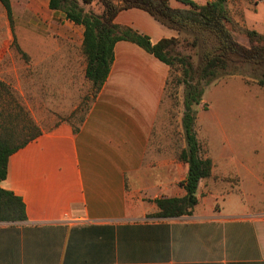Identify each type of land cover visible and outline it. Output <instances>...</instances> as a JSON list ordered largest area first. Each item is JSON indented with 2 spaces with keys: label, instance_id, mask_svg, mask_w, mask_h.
Wrapping results in <instances>:
<instances>
[{
  "label": "crops",
  "instance_id": "obj_1",
  "mask_svg": "<svg viewBox=\"0 0 264 264\" xmlns=\"http://www.w3.org/2000/svg\"><path fill=\"white\" fill-rule=\"evenodd\" d=\"M49 3L11 0L14 37L16 26L40 46L63 42L66 74L80 61L87 79L84 26ZM226 9L232 24L264 34V1L227 0ZM0 15L11 27L1 2ZM114 22L152 43L179 36L140 8ZM170 72L140 45L118 41L84 121L42 129L10 156L2 186L22 198L27 218L0 221V264H264V85L253 77L217 79L208 110L197 112V138L213 168L192 214L147 218L159 212L157 198L186 195L185 162L147 161ZM205 113L208 130L198 128Z\"/></svg>",
  "mask_w": 264,
  "mask_h": 264
},
{
  "label": "trees",
  "instance_id": "obj_2",
  "mask_svg": "<svg viewBox=\"0 0 264 264\" xmlns=\"http://www.w3.org/2000/svg\"><path fill=\"white\" fill-rule=\"evenodd\" d=\"M101 13L85 12L77 0H50V8L61 9L66 18L84 26L83 54L87 66L85 77L92 85V101L105 83L114 60V46L118 41L134 42L171 68H182V74L167 80L169 85L184 86V112L182 126L186 146L179 153V159L188 166L186 179L180 183L186 190L183 197H162L155 200L159 207L158 216L178 217L192 214L198 203L197 191L202 180L211 176L213 162L203 154V147L197 138L195 122L198 106L203 103L207 86L217 79L230 74L250 76L245 72L246 65L262 77L255 78L264 85V34L247 30L250 45L240 43L231 28L232 20L226 9L227 0H210L198 4L194 0H178L185 7L171 6V0H98ZM4 6L12 30L14 18L11 0H0ZM89 3L91 0H84ZM129 8H140L150 13L156 20L179 32L178 37L163 38L152 43L147 35L114 22L116 15ZM195 33L192 40L181 39L185 33ZM198 34V35H197ZM194 54L183 53L188 48ZM194 55L197 59L194 61ZM206 107V105H204ZM89 106L80 122L84 121ZM79 122V123H80ZM77 127V126H76ZM8 130L0 134V221L26 220L25 204L21 197L2 186L8 175L10 156L26 145L36 134L16 143V134ZM6 132V131H5Z\"/></svg>",
  "mask_w": 264,
  "mask_h": 264
},
{
  "label": "rangeland",
  "instance_id": "obj_3",
  "mask_svg": "<svg viewBox=\"0 0 264 264\" xmlns=\"http://www.w3.org/2000/svg\"><path fill=\"white\" fill-rule=\"evenodd\" d=\"M77 1L85 12L92 11L97 14L103 10L98 0H91L89 3L84 0ZM170 4L175 8L185 7L178 0H171ZM21 12L19 10L16 14L18 19L22 17ZM231 28L240 43L245 46L250 45V39L246 34L248 29L236 24H231ZM15 33L16 39L12 28L3 26L0 21V134H6L11 128V131L16 134L15 142L20 143L40 130L48 129L61 121H68L76 127L85 109L91 105L93 95L92 85L81 74V62L76 61L73 68L74 74L67 75L68 63L65 57L60 55L66 51L67 45L61 41L57 43L48 40L46 44L40 46L34 43L31 35L28 34V29L21 30L16 26ZM47 35H52V32L47 30ZM194 35V32L185 33L181 35V39L192 40ZM41 50L54 51L55 54L51 59H44L40 57ZM183 53L194 54V51L188 47L183 49ZM196 59L194 55V61ZM244 70L250 74L249 77H262L260 71L254 72L250 65H246ZM182 72V68L175 65L170 76L171 81ZM211 90L210 84L205 89L203 103L198 106V112L208 110ZM183 100L184 86L173 87V83L170 84L153 133V142L147 156L148 162L157 163L178 159L185 145L182 126ZM207 117V113L201 114L203 122L198 121L199 129L203 126L208 130ZM158 174L163 173L159 171ZM154 216H158V212L147 214V218Z\"/></svg>",
  "mask_w": 264,
  "mask_h": 264
},
{
  "label": "built area",
  "instance_id": "obj_4",
  "mask_svg": "<svg viewBox=\"0 0 264 264\" xmlns=\"http://www.w3.org/2000/svg\"><path fill=\"white\" fill-rule=\"evenodd\" d=\"M256 2H259V1H264V0H255Z\"/></svg>",
  "mask_w": 264,
  "mask_h": 264
}]
</instances>
